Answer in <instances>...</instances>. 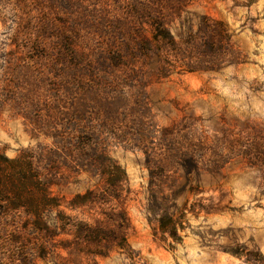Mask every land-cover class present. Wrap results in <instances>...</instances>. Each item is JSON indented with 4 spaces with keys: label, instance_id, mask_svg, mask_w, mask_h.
<instances>
[{
    "label": "rangeland",
    "instance_id": "rangeland-1",
    "mask_svg": "<svg viewBox=\"0 0 264 264\" xmlns=\"http://www.w3.org/2000/svg\"><path fill=\"white\" fill-rule=\"evenodd\" d=\"M0 151L65 215L0 264H264V0H0Z\"/></svg>",
    "mask_w": 264,
    "mask_h": 264
},
{
    "label": "trees",
    "instance_id": "trees-1",
    "mask_svg": "<svg viewBox=\"0 0 264 264\" xmlns=\"http://www.w3.org/2000/svg\"><path fill=\"white\" fill-rule=\"evenodd\" d=\"M151 25H153L155 37L158 39L167 38L170 31L162 20L158 21L154 15H150ZM119 177H113L110 181L111 186H117ZM91 190L84 195H78L85 201L92 200L89 195ZM61 201L54 196L51 187L45 183L34 169L31 155L20 154L17 157H8L4 152L0 151V222L11 213H24L27 221L24 223L25 228H34L46 237L56 235L55 230L47 221V213L57 211V217L63 221L64 216L61 210ZM121 221L127 222V216L120 214ZM62 225H66L65 222ZM76 229V236L81 241L86 242H103L110 241L112 235L99 226H94L86 221H75L73 224ZM164 232L168 229L163 225ZM125 241V237H122ZM121 246V245H120Z\"/></svg>",
    "mask_w": 264,
    "mask_h": 264
}]
</instances>
